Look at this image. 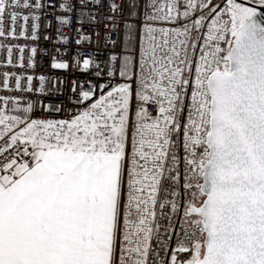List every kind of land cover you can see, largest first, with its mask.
Returning <instances> with one entry per match:
<instances>
[{
  "label": "snow or ice",
  "instance_id": "6c2138e0",
  "mask_svg": "<svg viewBox=\"0 0 264 264\" xmlns=\"http://www.w3.org/2000/svg\"><path fill=\"white\" fill-rule=\"evenodd\" d=\"M0 264H264V0H0Z\"/></svg>",
  "mask_w": 264,
  "mask_h": 264
}]
</instances>
